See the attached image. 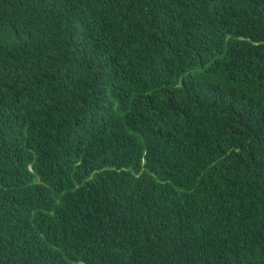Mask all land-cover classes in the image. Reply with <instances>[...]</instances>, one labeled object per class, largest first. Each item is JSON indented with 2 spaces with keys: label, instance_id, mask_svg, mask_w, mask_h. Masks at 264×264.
Here are the masks:
<instances>
[{
  "label": "trees",
  "instance_id": "16d2710c",
  "mask_svg": "<svg viewBox=\"0 0 264 264\" xmlns=\"http://www.w3.org/2000/svg\"><path fill=\"white\" fill-rule=\"evenodd\" d=\"M0 264H264V0H0Z\"/></svg>",
  "mask_w": 264,
  "mask_h": 264
}]
</instances>
